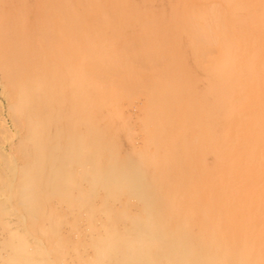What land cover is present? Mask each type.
<instances>
[{
    "label": "bare ground",
    "instance_id": "1",
    "mask_svg": "<svg viewBox=\"0 0 264 264\" xmlns=\"http://www.w3.org/2000/svg\"><path fill=\"white\" fill-rule=\"evenodd\" d=\"M176 1L167 24L168 10L133 0H36V45L15 30L16 69L25 64L27 74H16L7 96L30 144L16 158L0 150L2 185L17 177L20 197L11 202L5 188L0 198L10 233L3 264H48L55 226L33 204L56 191L87 219L77 264H264V190L255 193L264 174V0ZM9 30L0 16V40ZM33 52L39 65H29ZM30 212L39 220L29 222ZM82 233L94 253L80 250L89 244Z\"/></svg>",
    "mask_w": 264,
    "mask_h": 264
},
{
    "label": "rangeland",
    "instance_id": "2",
    "mask_svg": "<svg viewBox=\"0 0 264 264\" xmlns=\"http://www.w3.org/2000/svg\"><path fill=\"white\" fill-rule=\"evenodd\" d=\"M129 0H127L128 2ZM136 5L140 4L144 8L148 7L150 8V12L152 13H163L165 12L163 19H165V23L169 24L172 23L173 21V10L175 8V4L177 3L176 0H133ZM131 2V0H130ZM146 2V4H145ZM150 2V3H148ZM217 2V1H216ZM36 4V0H0V16L4 18L5 22L7 23L9 29L12 30V32L9 30V33L7 35V40H0V149L1 152L4 153H12L15 158L20 157L24 152H27V147L29 146L30 142L29 141H23L21 138L23 137V131L20 130L18 124H16V121L14 119V114L9 108V99L7 96V92L9 91L10 84H14L16 82V74L22 75L27 74V71L22 72L23 69L26 68V65L24 64V67L22 69H16V40H14V32L17 31H23L27 32L29 34L28 40H24V43L27 44V47H33L36 45L38 42L37 37L33 36L34 31L31 28L32 26V19L35 16L36 11H34V6ZM174 4V5H173ZM20 7L26 8V14L23 16V19H21ZM153 7L156 8V10H153ZM3 8V9H2ZM37 9V7H36ZM163 10H168L164 11ZM39 13H42V10L38 11ZM17 21L19 24H17ZM24 23V25H22ZM164 22H161V24H165ZM158 24V23H157ZM160 25V24H159ZM109 42H115L120 40H108ZM124 41V40H122ZM180 41V40H177ZM133 42V41H132ZM176 43V41H175ZM182 43V50L181 51L185 61H188V63L191 65V62H193V54H191L190 46L188 43V40H181ZM7 47V50L4 51V48ZM185 52H184V51ZM183 51V52H182ZM34 53V52H33ZM42 55H36L34 53V58L30 60V64H35L39 65V62L36 61L37 59H41ZM260 61L257 62L256 66H259L260 64L263 63L264 61V50L263 52H260L259 55ZM46 59L45 57L43 58V62H45ZM59 62V59H58ZM62 62V61H61ZM42 63V61H41ZM264 80V79H263ZM13 86V85H12ZM262 89L264 88V85L261 87ZM261 89V90H262ZM8 90V91H7ZM264 90V89H263ZM262 90V91H263ZM139 104L144 102L141 99L137 100ZM26 112V110H24ZM144 111L143 109L137 108V114H135L138 117H141L143 115ZM137 127L138 130H142V123L140 120H137ZM6 131H5V130ZM2 132V133H1ZM5 132V133H4ZM7 134V137H6ZM3 135V136H2ZM121 135V145H122V151L124 152V149H126L129 146V143L123 133H120ZM119 135V136H120ZM119 139V140H120ZM27 150V151H26ZM2 167L1 161H0V169ZM256 169L253 173V175H258L259 169L257 166H252V170ZM261 171V170H260ZM10 172V171H9ZM264 173V171H262ZM9 176V175H8ZM254 180V178L252 179ZM256 180V191L255 193L259 196L258 192H261L264 190V174H262L259 177L255 178ZM2 182L0 180V198H5V193L4 190L6 188L7 191H10L9 196L11 202H17L19 200V196L16 195L18 191V180L16 177V180H13L11 185H2ZM55 196H48L46 195L45 197H41L38 200L36 199L34 201V205H38V209L40 210V215L42 217L46 216V221L51 222L52 226L54 227V233L53 237L56 238V241L58 243L56 244V248L54 247H47L49 249V259L50 261L48 264H57L58 260L62 258V256L67 257V259H70L71 256L73 257L74 263L72 264H77V256H76V249L74 248L75 243H78V238H77V230L81 226V224L86 225L87 219L84 216H81V213L78 214L77 212L80 211L78 210H70L67 208V205H65L66 200H64V197L66 198L65 194L62 195L60 194L59 191H56ZM98 194H104L105 191L103 189H99L97 191ZM96 193V194H97ZM9 200V197H8ZM53 203V204H52ZM57 203H60V205H55ZM140 206V205H139ZM52 208V209H51ZM54 209V210H53ZM97 215H100V220H104L105 216L101 211V207L98 208V213ZM37 216V215H36ZM26 218L29 222L32 221H38L39 218L35 217V215H32L31 212L26 215ZM37 218V219H36ZM16 223H12V226H16ZM122 223V220H121ZM3 225V226H2ZM48 226V224H47ZM49 227V226H48ZM8 227L6 226L5 222L3 220H0V246H2V243L10 238V233H8ZM18 228L21 229L20 226ZM39 227H36V232L40 233V229L38 230ZM31 236V234H28ZM82 238L80 240L84 241L85 243H89V235L82 233L81 234ZM83 244V245H84ZM76 246V245H75ZM6 248H1V254L5 255L7 253ZM80 250L83 252L87 253H94V247L89 243L85 247H80ZM71 255V256H70ZM110 260V256L108 257V261ZM2 258L0 257V264L2 263ZM71 264V263H70Z\"/></svg>",
    "mask_w": 264,
    "mask_h": 264
}]
</instances>
